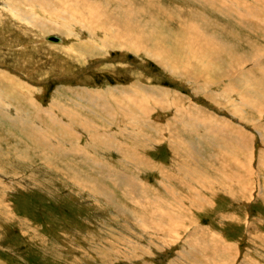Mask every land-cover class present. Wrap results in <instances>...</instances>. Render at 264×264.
<instances>
[{
  "label": "rangeland",
  "instance_id": "1",
  "mask_svg": "<svg viewBox=\"0 0 264 264\" xmlns=\"http://www.w3.org/2000/svg\"><path fill=\"white\" fill-rule=\"evenodd\" d=\"M8 1L9 0H0L1 3L3 2L2 6L4 7L5 5H9ZM99 1H101L102 4L106 2H108L109 4L111 3V6L109 5L107 10L104 11V14L99 11V14H97L98 17H96L94 21L96 23L95 26H99L101 28H111L118 26L117 28L124 30L128 20L126 17L124 18V15L121 13V9L125 11L126 5L123 4L120 6L115 0ZM142 1L145 3L146 7L149 8V10H151L150 6L157 10L161 8L159 12H153V15H155L154 17L162 20V22L167 25V28L170 30L172 29L174 32L177 31L179 33V31H182L181 28L183 26L184 20L186 21L192 16L196 17L204 14L209 19H211L210 26H208V24L204 22L206 25V29H208L207 31L217 34L216 31H218L219 29L215 30V28L219 27L220 29H222V31L219 30L218 32L222 35H217L220 39L222 38V40H225L226 42L232 40V37L227 35L230 34V30L228 28H233V30L235 29L234 42H237L234 43L232 41V43H234L235 48H237L236 50L239 49V51H248L251 48H249V45L251 44L253 46L254 43H256V45L258 44L264 46V0ZM260 2H262V4ZM57 3L58 2H56L55 4ZM226 4H229L233 7H226ZM241 4H243L246 9L252 11V13H257L256 17L260 18L262 16L261 23H263V25L255 19L252 20L253 22L245 23L243 17L238 15V13L236 12V8L238 9V7L236 6H241ZM78 5L79 4H77V6ZM9 7H11V4ZM78 7H80V5ZM81 7L83 8V11H85V7ZM1 9V15L5 17L4 19H2L3 17L1 16V19L5 21V24H1L0 22L3 28L0 29V52L2 53H0V71L4 72L8 70L13 75L12 77L22 80V83H27L31 86H35L36 89L39 88L42 91V97L40 99L41 104L45 105L49 101H51L53 97H56L64 103L72 105L73 100L79 101V97L77 95H80L82 98H84V102L82 103L85 104L86 94H83L82 92L83 90H85V88L104 89L106 87H111L114 89H121L124 92L127 91L128 86L136 85L140 92V95L132 94V96L134 95V102L136 101V103L140 104L143 108L141 112L136 107L135 103L127 98L128 96L126 97L123 94L127 100L129 99L128 103H130L131 101V104H129L128 107H130L131 109L133 107L132 113L135 114L138 120V124H140L137 127L138 132H136L133 130L130 131L129 128H123V126H127L126 124L128 123L127 120L129 116V113L126 110L122 112L124 107L128 108L125 103H123L124 105L122 104L123 109L120 111L117 107L118 105L113 102L111 105L114 109H112L113 111L110 112L111 110L105 111L102 108L101 102L95 103L90 101V107L86 106V108L93 109L95 112H97V114L95 113L90 115L91 119H93L95 122H98L101 128H104L103 126H105L106 128L111 129V123H108L106 118H115L117 120V122H114V127L111 130L109 129L111 140L106 134H103L104 132H101V135L107 139V142L103 141L102 143L98 139L91 137L86 131V128L85 132H82L83 134H75L76 136L72 132H70L68 135L66 134L65 136L59 137L61 139L63 138L62 140L64 143L68 145L70 143L71 145L69 146H74V148H67L66 146H63L62 148L68 149H65L63 153V150H61V153H55V151L49 149L50 146L46 147V149L45 146L42 147L41 144L35 143L37 141H35L33 136V139H31L32 134L30 131L28 133L25 127L29 126V124L23 122V128L26 129L24 130L21 127L20 123L11 121L12 119H7L6 116L5 118L3 114L1 115L0 122H4L3 124L5 126L3 130L0 129V133L2 132L0 134V154H2V156L4 157L3 158L0 155V264H182L179 259V255L185 258V255L187 254L188 255L186 256V258L190 260L189 258L192 255V252L190 251V248L184 246L181 241L175 242L172 245H168L166 246L167 248L164 247L165 249L163 250L159 248H156V250L151 246L148 248L149 250L144 249L143 247L150 245V242H153L155 243V245H157V242L159 240H162L164 237L162 238L161 234H149L151 232L148 229L147 230L149 233H146L145 231L142 232L141 226L145 224L148 225L150 223L149 220H151L150 213H152V209L146 206V197L158 199L155 202H160L161 204L159 203V205L162 206L161 209H163V211H165L167 214L169 212H172V210H170L171 205L173 206L178 198H181L183 195L194 197L193 195H191L193 185L188 183L189 176L184 174L183 168L186 166V164H189L192 161V157L190 156V154H193L192 151L190 152L188 148L189 145L187 143L189 140L193 141L195 138L196 139L194 140V142L201 152V160H199L200 169L203 166V169L201 171L207 173V175H212L213 177L211 176L210 178L212 180H217L221 185L216 184L212 185V187H207V190L205 189L204 192L199 188L200 196L205 197V203L203 205L201 204L200 209L194 210L192 212V209L189 206L187 200L189 197L181 198H185L187 201V206H185L187 213H185L187 223L184 226V231H180L179 233H177L178 237L185 239V237L187 236L186 233H188V231H194V238L197 237L196 239L199 242H202L203 245L205 244L207 246L206 248L202 246L198 248V251L202 256L201 257L199 255L200 261H204L206 255H212V258H214L216 255L214 254L216 252L215 250L217 248L219 249L220 247L226 250H229L230 248L231 252L238 251L237 258L234 257V259L231 261V264H246V260L250 261L253 259L256 260L259 264L264 263V201L258 199V195L256 193L258 192L256 191L257 187L252 189L253 200L251 199L249 202H247L248 192L245 191L246 187L249 186V184L253 185L255 181H261L260 175H258L259 173H255L252 177L250 176L249 171L251 170L252 166L248 161L251 160V162H253L254 165L259 169V171L264 172V154L262 155V153H264V140L261 139V136H257V129L262 131L264 134L262 128L264 127V117L262 118L259 115V113L264 112L257 113L253 109L247 108L245 110L246 113L243 112L244 114L239 113L236 116L231 115L232 111L227 105L231 100H235L234 102L239 101L237 99L238 96H240V94H238L240 90L239 86H234L237 87L236 93H233L227 97L225 96V99L223 100L217 98L216 96H213V98H211L209 97L210 95H207L206 92H204L208 89L204 87L201 88V85L196 83L197 81L194 82L191 77L189 79V74L191 73L192 68H189L187 66L182 68V70L179 68H173L170 67V65L159 63L153 56L147 54L144 51H140L138 54H134L132 51H130L129 48L127 50L123 48L122 50L115 51L117 49L116 46L113 49L107 48L103 51H94V49H90L89 51H85V54H83V56H81L76 61V59L73 60L72 58H70L71 56L69 55H67L68 57L65 56L66 53L64 55L61 51L62 47H53L57 45L56 42L58 41V39L54 36H49L47 38V41L45 40L46 44H40L33 41L30 38V31L28 32L29 36H26L27 38L23 37L20 32L15 30L14 27L17 23V19L15 20V18H12L16 15L8 12L6 10L8 8H3L2 10ZM15 9L21 11V8L18 9L17 6L15 7ZM58 9L59 6L57 10ZM115 9H118V11ZM154 9L151 11H154ZM158 13L160 15H158ZM185 13L187 17L184 15ZM180 15L181 18L183 17L182 19L180 18ZM8 18H10V22ZM58 18L60 19V16ZM224 20H226L225 23ZM180 23L181 25H179ZM255 23H257V25ZM224 25H227V27H225ZM257 26L261 29L253 28ZM74 28H76V33L79 32V40L87 39L91 32L88 29L83 28V26L81 27L79 25L74 26ZM96 30L99 29L97 28ZM135 31L130 30L129 32H133L134 34L136 33ZM52 32H55L53 33L54 35H57L59 33L58 31ZM103 36L104 35L102 32H95V38H102ZM75 38L76 37L74 36L73 38H69L68 36L67 38L65 37L63 39L62 46H64L65 44H69V42L71 41H75ZM111 44L112 46L115 45V43ZM241 44L245 47H243ZM23 46L25 47L23 48ZM19 48L21 49L19 50ZM52 48H55L57 50L54 51L52 50ZM86 49L88 48H85V50ZM16 51L21 52L20 55H18ZM10 62L12 65H10ZM244 67L238 69V71H235V73L233 72L234 75L232 73H228L226 76H230L229 78L224 80L226 82H223L222 80L221 82H219L220 84L209 85L210 89L208 91L215 92V94L219 92L223 95V93L221 92H223L224 87L228 85L231 80H236V75L246 69H256V67L251 63L249 65H245ZM194 71L197 72V69ZM178 72H182V76H180ZM14 73H16L17 75H15ZM186 73L187 75L185 77ZM197 88L199 89L197 90ZM241 89L244 90V88ZM198 91L203 92L201 93ZM175 92H177L176 97H179L180 95L181 103L183 102L182 104H180V107L182 110L184 109V116L182 115V117H185L184 120H190V116L188 115L191 114L196 115L199 121H201L203 118L209 120L211 116H214L213 118H216L220 123H225V121L227 120L233 126H241V131L249 130L247 132L251 135L252 142H250L248 147L239 150L238 158H235L236 160L234 162H232L230 158H223V161H221L220 159H218V156H221L222 153L219 152V148L215 147L210 140L206 139V141L201 144V146L203 147H200L196 141L199 140L202 142L203 139L199 135V137L192 136V138L189 134L190 132L187 130H184V133L180 132L179 134L178 131L176 133L174 131V127L176 125V119H179V117L175 114L172 107H162L160 102L163 98V93H166L167 96H173ZM106 94L107 91L103 90L102 99L104 104L106 103ZM116 96L119 97L120 94L117 93ZM152 97L158 99L159 103H157V106L155 101L156 99L154 100ZM9 98L8 100L10 101ZM182 105H185V107H183ZM194 106H196L197 109L194 108ZM20 107L22 108L23 105H20ZM104 107L106 109L107 106ZM145 107L149 108V110L151 109L148 115L145 113V110H147ZM28 108V106L26 107V109L23 107L22 110H26L27 112ZM216 108H218L219 111ZM34 112L35 111L31 112V115L29 114L30 119H36V116H39L41 118L40 115ZM109 112L112 116L107 115V113L109 114ZM83 115L85 116V109ZM226 116L227 119L225 120ZM243 116L245 120H258L259 124L254 126L248 124V122L244 121V119V122L239 121L238 118H243ZM120 118L122 119L121 121L119 120ZM154 119H156V122H153ZM150 124L153 126H151ZM14 126L16 128H14ZM19 127H21V130L19 129ZM51 127L54 129H52L53 133L57 131L54 126ZM197 127L199 128L195 131L201 132L204 135L207 133L204 122H200V126ZM119 128H121V130ZM127 129L129 130L127 131ZM237 129L240 128L238 127ZM7 130H10L20 138L22 137L21 140H23L27 146L22 143V141H20L15 135H10L11 133H9ZM120 131L124 132L122 133ZM112 132H115L114 134L117 136H112ZM26 133L28 136H26ZM22 134L24 135L22 136ZM164 134L166 135L164 136ZM183 134L184 144L179 142L178 145L177 140L182 138ZM171 135L173 137H170ZM88 136L90 137V139ZM128 137L130 139H128ZM247 138L249 139V137ZM139 139H142V141H140ZM94 142L97 144H95ZM105 144H107V146ZM137 144L141 146H137ZM21 145H23V147ZM109 145L113 147L111 148L112 150H108V148L110 147ZM33 146H37V148L39 149L37 150V148L35 149ZM8 147L10 148V150ZM15 148L16 150H14ZM210 148L212 149V151H210ZM39 150L43 153H41ZM49 150L51 152H49ZM82 151L83 153H81ZM52 152L54 155L52 154ZM126 152L127 154H125ZM212 152L213 154H209ZM222 152H225V150ZM31 153L34 155H32ZM131 153L133 155H131ZM46 154H48V157L54 160L52 161V159L49 158L50 161L54 164V167L48 168V166L45 164L47 158H45L44 155ZM253 155L255 156L254 159ZM259 155H262L261 161H259L256 157ZM21 156H25L26 158L28 156L29 157L27 160H23ZM41 157L43 158V160ZM241 157L244 158H242L243 162L241 160ZM136 158L138 161L137 163ZM69 161H72L73 163ZM33 162H35L36 164H34ZM42 164L46 166H42ZM73 166L78 170L72 168ZM211 168L214 169L211 170ZM217 169L219 172L217 171ZM81 170H84L83 172L85 174L87 173L89 177L91 176L98 181L101 180L100 182H103L104 185L112 190V192L115 194V197L118 198V202L120 203V205H122L121 207L126 211V213H122L121 210H119L120 208L116 207L114 205V202L109 200L111 198L109 196H105L101 190L98 189V192L91 191V188L85 183L82 184L85 187L80 186L79 183L73 178L72 173L77 176L78 174L76 173L81 172ZM66 171L68 173H66ZM223 173H225V176H223ZM80 175H78V177L81 180L82 175ZM63 181L65 183H63ZM183 181H185V183ZM168 182L172 186V189H170V191H165L168 188ZM187 184L189 188L186 187ZM174 190H176V192H173ZM179 190L181 193H179ZM131 193L134 194L132 195ZM106 197H108L109 199ZM194 199L197 200L196 198ZM189 200H193V198H190ZM176 211L184 212V209L181 210V208H177ZM161 218L163 219L162 216ZM169 218L171 217L165 218L164 221L170 222ZM188 220L191 222L190 224ZM193 220H196V223L193 222ZM257 236H259L261 244L263 243L262 245L258 243ZM194 238L192 240V247L195 243ZM164 244L165 242L162 243V245ZM135 247L137 249H135ZM210 247L211 250L209 249ZM203 248H205V251H203ZM203 254H205V256H203ZM218 261L220 262L219 259ZM190 263L191 262L185 264ZM204 263H206V261Z\"/></svg>",
  "mask_w": 264,
  "mask_h": 264
},
{
  "label": "bare ground",
  "instance_id": "2",
  "mask_svg": "<svg viewBox=\"0 0 264 264\" xmlns=\"http://www.w3.org/2000/svg\"><path fill=\"white\" fill-rule=\"evenodd\" d=\"M120 6L125 4L126 5V9L125 11L123 9H121V13L124 15V18L126 17L128 22L127 25L125 26L124 30H121L117 27H111V28H101L99 26H95V18L98 17L97 14H99V11L101 13L104 14V11L107 10V8L109 7L108 2L102 4L101 1L99 0H9V5H3V2L1 3V7L2 8H8L6 9L8 12L12 13L13 16L12 19L15 18V20L17 21L14 22L15 24V30L20 32L21 35L23 37L29 36L28 32L30 31L31 34V39L37 43H45V40L47 41V38L49 36H54L58 39V41L56 42L57 45L53 46L55 48L57 47H62L61 51L62 53L67 56H71L70 58H72L73 60L76 59V61L83 56V54H85V51H89L90 49H94V51H103L107 48L109 49H113L115 46L117 47V50H122L124 49H130V51H132L134 54H138L140 51H144L147 54H150L151 56H153L159 63H164L167 65H170V67L173 68H179L182 70V68H184L185 66L192 68L191 69V73L189 74V79L190 77L192 78V80L197 81L196 83L200 84L201 88H206V89H210L209 85L211 84H220L219 82H221L223 80V82L225 79L229 78V76L227 77L226 75L228 73H232L234 75L235 71L237 72L238 69L243 68L245 65H249L250 63L252 65H254L256 67L255 70H250V69H246L242 72H238L239 74L236 75V80H231L230 83L228 85H226L223 89V95L220 94L219 92L217 94H215V92H211V91H203L206 92L207 95H210L209 97L213 98V96H216L219 99H225V96H230L233 93H236V89L237 87L234 86H239L240 90L239 93L240 96H238V100L237 102H234L233 100H231L230 98V102L228 103L227 106H229V109L232 111L231 115L232 116H236L239 113H246V109H253L254 111L258 112H264V46L261 45H256V43L253 44V46L250 44L249 45V50L248 51H243V50H236L237 48H235L234 43V37H235V29L233 30V28H228L230 30V34H227L228 36L232 37V40L230 38L231 41L226 42L225 40H222V38L220 39L218 37V35H222L221 33H219L218 31L222 29H220L219 27L215 28V30L219 29L216 33L213 32H208L206 29V24H208V26H210V21L211 19H209L207 16L200 15V16H192L190 18H188L186 21L184 20L183 22V26H182V31H179V33L176 31L174 32L172 29H168L167 25L165 23L162 22V20H159L157 17H154L155 15H153V12H159V10L161 9H154L153 7L150 8L151 10L154 9V11L149 10V8L146 7L145 3L142 0H115ZM146 1V0H145ZM150 1V0H149ZM232 1V0H231ZM261 1V0H260ZM56 2H58L57 4H55ZM151 2V1H150ZM239 2V1H238ZM148 3V2H147ZM236 3V2H235ZM246 3V2H245ZM262 4V2H260ZM11 4V7H9ZM77 4L83 7H85V11H83V8L81 9L80 7L77 6ZM149 4V3H148ZM235 5V4H234ZM17 6V8H21V11L16 10L15 7ZM21 6V7H20ZM59 6V9L57 10ZM111 6V5H110ZM159 6V5H158ZM226 7L232 8L233 6H230L229 4L225 5ZM263 6V5H260ZM236 7H238V9L236 8V12L238 13V15H240L241 17H243V20L245 23L248 22H253L252 20H256L258 22H262V16L260 18L256 17L257 13H252V11H250L249 9H246L243 4L237 5ZM254 7V6H252ZM1 9V10H2ZM39 9V10H38ZM222 9V8H221ZM255 9V8H253ZM11 10V11H9ZM39 12H38V11ZM118 11V9H115ZM232 10V9H231ZM111 11V10H110ZM120 11V10H119ZM178 11V10H177ZM256 11V10H255ZM258 11V9H257ZM85 12V14H84ZM173 12V11H172ZM171 12V13H172ZM201 12V11H198ZM181 13V12H180ZM196 13V12H195ZM226 13V12H225ZM175 14V13H174ZM179 14V13H178ZM4 15V14H3ZM101 15V14H100ZM158 15H160L158 13ZM157 15V16H158ZM166 15V14H165ZM173 15V14H172ZM182 15V14H181ZM180 15V18H181ZM186 16V13L184 14ZM193 15V13H192ZM195 15V14H194ZM197 15V14H196ZM1 12H0V22L1 24H5V21H3L2 19H4L5 17L2 16L3 18L1 19ZM12 16V15H11ZM60 16V19L58 18ZM7 17V16H6ZM10 17V16H9ZM174 17V16H172ZM187 17V16H186ZM204 17V18H203ZM264 17V16H263ZM100 18V17H99ZM179 18V19H180ZM183 18V17H182ZM181 18V19H182ZM10 18H8L9 20ZM102 19V18H101ZM171 19V18H170ZM186 19V18H185ZM221 19V18H220ZM225 19V18H224ZM233 19V18H232ZM214 20V19H213ZM216 20V19H215ZM11 20H9L10 22ZM13 21V20H12ZM167 21V20H166ZM181 21V20H180ZM226 20H224L225 23ZM8 22V21H7ZM168 22V21H167ZM171 22V21H170ZM173 22V21H172ZM205 22V23H204ZM236 22V21H235ZM264 22V20H263ZM176 23V22H175ZM182 23V22H181ZM181 23L179 25H181ZM212 23V22H211ZM0 24V26H1ZM169 24V23H168ZM239 24V23H238ZM257 25V23H255ZM263 25V23H261ZM12 25V24H10ZM79 25V26H83V28L88 29L90 32L89 36L87 37V39H81L79 40V36L78 33H76V28H74V26ZM241 25V24H240ZM261 25V26H262ZM214 26V25H213ZM225 26V25H224ZM232 26V25H231ZM239 26V25H238ZM243 26V25H242ZM253 26V25H252ZM109 27V26H108ZM227 27V25L225 26ZM224 27V28H225ZM99 30H96V29ZM222 28V27H221ZM253 28H260V27H253ZM264 28V27H263ZM0 29H3L2 26L0 27ZM136 29V31H135ZM252 29V27H251ZM256 29V30H257ZM261 29V28H260ZM8 30V29H7ZM135 31L136 33L133 34V32H129V31ZM10 31V30H9ZM52 31H58L59 33L57 35H54ZM263 31V30H262ZM2 32V30H1ZM38 32V33H37ZM95 32H102L103 33V37L102 38H95ZM232 32V33H231ZM81 33V32H80ZM226 33V32H225ZM100 34V33H99ZM238 34V33H237ZM82 35V34H81ZM242 35V34H240ZM67 36L70 38L73 36L76 37L75 41H71L69 42V44H65L64 46H62V42L63 39ZM226 36V35H225ZM224 36V37H225ZM239 36V35H238ZM245 37V36H244ZM263 37V36H262ZM27 38V37H26ZM228 38V37H227ZM249 38V36H248ZM247 38V39H248ZM226 39V38H225ZM243 39V38H241ZM4 40V39H3ZM43 40V41H42ZM229 40V39H227ZM245 40V39H244ZM232 41L234 43H232ZM242 41V40H241ZM16 42V41H15ZM23 42V41H22ZM20 42V43H22ZM244 42V41H243ZM4 43V42H3ZM11 43V42H10ZM111 43H115L114 46H112ZM239 43V42H238ZM237 43V44H238ZM248 43V42H247ZM260 43V42H259ZM7 44V43H6ZM19 44V43H17ZM15 44V45H17ZM29 44V43H28ZM33 44V43H32ZM21 45V44H20ZM25 45V44H24ZM242 45V44H241ZM240 45V46H241ZM4 46V45H3ZM9 46V44H8ZM5 46V47H8ZM34 46V45H33ZM32 46V47H33ZM88 46V47H87ZM243 46V45H242ZM4 47V48H5ZM12 47V46H11ZM25 46H23L24 48ZM27 47V46H26ZM245 47V46H243ZM17 48V47H16ZM22 48V47H21ZM19 48V50L21 49ZM55 48H52V50H57ZM85 48H88L85 50ZM252 49V50H251ZM254 49V50H253ZM15 50V49H14ZM33 50V49H32ZM251 50V51H250ZM18 55H20L21 52L16 51ZM1 53V52H0ZM36 53V52H35ZM2 54V53H1ZM91 56V55H90ZM226 56V57H225ZM68 57V56H67ZM93 57V56H92ZM100 58V57H99ZM70 61V60H69ZM90 61V60H89ZM3 62V61H2ZM15 62V61H14ZM13 62V63H14ZM84 63V62H83ZM10 65L11 62H10ZM248 67V66H247ZM246 67V68H247ZM253 67V66H251ZM22 68V67H21ZM172 68V69H173ZM245 68V67H244ZM250 68V67H249ZM1 69V68H0ZM13 69V68H12ZM197 69V72L194 70ZM20 70V69H19ZM24 70V69H23ZM174 70V69H173ZM4 71V70H3ZM22 71V70H21ZM102 71V70H101ZM108 71V70H107ZM176 71V70H174ZM184 71V70H183ZM177 72V71H176ZM234 72V73H233ZM180 74V76H182V72H178ZM15 75H17L16 73H14ZM22 74V73H21ZM187 73L185 74L186 77ZM13 75L7 70L4 72L0 71V117L3 114L4 117L6 116L7 119H12L11 121H15L21 124V127L23 128V122L29 124V126H25L28 133L29 131L31 132V139H35V143H39L43 146L49 147V149H52L53 151H55V153H62L66 150H68L67 148L71 147L74 148V146H69L71 145L69 143L66 144L63 142V138H59L60 136H65L66 134L68 135L70 132H72L74 135L75 134H80L82 132H85V128L86 131L89 133V135L95 139H98L100 142L103 143V141H106L107 139L101 135V132H104L103 134H106L109 138H110V134H109V129L106 128L105 126H103L104 128H101L98 124V122H95L93 119H91V115L90 114H97V112H95L93 109H89L86 108V106L90 105V101L91 102H101L102 103V108L105 111L111 110L110 112H112L114 109L112 107V103H116L119 108V110L121 111L122 108V104L125 103L127 105V107L129 106V104H131V101L134 102V95L139 94L140 92L137 88V86H128L127 91H122L121 89H114L111 87H106V88H85V90H83V94H86L85 96V104L82 103L84 102V98H82L80 95H77L79 97V101L73 100V104L69 105L64 103L63 101L59 100L56 97H53L51 101H49L47 104L43 105L40 102V99L42 97V91L39 88H35V86H31L27 83H22V80L17 79L12 77ZM226 77V78H225ZM234 78V77H233ZM22 79V78H21ZM229 80V79H228ZM216 87V86H215ZM35 88V89H34ZM200 88V89H201ZM241 88H244V90H242ZM199 88H197L198 90ZM212 89V88H211ZM214 89V88H213ZM216 89V88H215ZM103 90L107 91L106 94V103H103ZM202 91V92H203ZM167 92V91H166ZM201 92V91H198ZM201 92V93H202ZM120 94L119 97L116 96V94ZM36 94V95H35ZM79 94V93H78ZM127 98H129L131 101L130 103H128V100L125 98V96ZM132 94H134L132 96ZM175 94V95H174ZM173 94V96H167L166 93H163V98L161 99V105L162 107H172L174 109L175 114L179 117V119H176V125L174 127V131L180 134V132L184 133L186 130L189 131L190 136H200L203 141H196L198 143V145L200 147L201 144H203V142L207 140H210L213 145L215 147L219 148V152H221V156H218L221 161H223V158H230V160L232 162H234L237 158H238V153L239 150H242L245 147H248V145L250 144V142H252V137L251 135L247 132V131H241V126H238L240 129H237L238 127L231 125V123L229 121H227V116L225 117V123H220L219 121H217L216 118H213L212 116L208 119L203 118L201 121H199L198 117L196 115H188L190 116V120H184L185 117H182L183 115V110L180 107L181 103V98L180 95L179 97H176L177 92H175ZM44 95V94H43ZM201 95V94H200ZM7 96V97H6ZM10 98H9V97ZM236 96V95H235ZM140 97V96H139ZM8 98L10 99V101L8 100ZM87 98V99H86ZM141 98V97H140ZM154 100L156 98L152 97ZM143 99V98H142ZM203 99V98H202ZM205 99V98H204ZM216 99V98H215ZM221 100V101H222ZM156 101V106L158 102V99L155 100ZM11 102V104H10ZM225 102V100H224ZM15 103V105H14ZM17 103V105H16ZM136 107L142 112V108L140 104H137L136 101L134 102ZM20 105H23V107L26 109V107L28 106V110L26 112L22 110V108L20 107ZM124 105V104H123ZM104 106H107L106 109ZM152 106V105H151ZM159 106V104H158ZM183 106V105H182ZM220 106V105H219ZM20 109H19V108ZM90 107V106H89ZM147 107V106H146ZM145 107V108H146ZM185 107V105L183 106ZM182 107V108H183ZM189 107V106H188ZM154 108V107H153ZM187 108V107H186ZM185 108V109H186ZM194 108H196V106H194ZM85 109V116L83 115ZM133 109V107H132ZM132 109L130 107L126 108L124 107V109L122 110V112L124 110H126L129 113L128 116V123L126 124L127 126H123V128H129L130 131H136L138 125V120L137 117L135 116L134 113H132ZM136 109V108H135ZM147 110H145V113L148 115V113L150 112L149 108H146ZM197 109V108H196ZM218 110V108H216ZM81 110V111H79ZM144 110V109H143ZM164 110V109H163ZM170 110V109H168ZM224 110V109H223ZM35 111L34 113L38 114L41 116V118L39 116H36V119H30L29 114L31 115V112ZM125 111V112H126ZM137 111V110H136ZM160 111V110H159ZM195 111V110H194ZM219 111V110H218ZM222 111V110H221ZM220 111V112H221ZM109 112V114L107 113V115H111V113ZM165 112V111H164ZM189 112V111H188ZM230 112V111H229ZM238 112V113H236ZM244 112V113H243ZM159 113V112H158ZM163 113V112H161ZM213 113V112H212ZM215 113V112H214ZM35 114V115H36ZM144 114V112H143ZM160 114V113H159ZM168 114V113H167ZM209 114V113H208ZM33 115V114H32ZM34 115V116H35ZM128 115V114H127ZM210 115V114H209ZM212 115V114H211ZM230 115V114H229ZM241 115V114H240ZM239 115V116H240ZM259 115L263 118L264 117V113H259ZM112 116V115H111ZM115 116V115H114ZM122 116V115H121ZM120 116V117H121ZM175 116V115H174ZM184 116V115H183ZM187 116V115H186ZM5 117V118H6ZM144 117V116H143ZM146 117V115H145ZM152 117V115H151ZM161 117V116H160ZM205 117V116H204ZM216 117V116H215ZM238 117V116H237ZM3 118V119H5ZM43 118V119H42ZM122 118V117H121ZM119 119L120 121L122 119ZM150 118V117H149ZM208 118V117H207ZM224 118V117H222ZM252 118V117H251ZM256 118V117H255ZM1 119V118H0ZM143 119V118H141ZM146 119V118H145ZM151 119V118H150ZM175 119V118H174ZM243 118H238L239 121H246L248 122V124L254 125L256 126L257 124H259L258 120L255 119H249V120H245L243 121ZM106 120L108 121V123H111V129L114 127V122H117V120L114 118H106ZM126 120V119H125ZM148 120V119H147ZM156 119H154L153 122ZM219 120V119H218ZM260 120V118H259ZM141 121V120H140ZM143 121V120H142ZM152 121V120H151ZM159 121V120H158ZM191 121V122H189ZM221 121V120H220ZM231 121V120H230ZM14 122V123H15ZM152 122V123H153ZM200 122H204L205 127L207 129V133L204 135L201 132L195 131L197 130L200 126ZM222 122V121H221ZM224 122V121H223ZM4 123V122H3ZM2 123V121L0 122V129H4V124ZM10 123V122H9ZM13 123V124H14ZM147 123V122H146ZM170 123V122H169ZM233 123V121H232ZM7 124V123H6ZM12 124V127H13ZM101 124V123H100ZM107 124V123H106ZM9 125V124H8ZM11 125V124H10ZM151 125V124H150ZM168 125V124H167ZM203 125V124H202ZM201 125V127H202ZM243 125V124H242ZM246 125V124H245ZM51 126H54L57 131L53 133V128ZM102 126V125H101ZM121 126V125H120ZM147 126V124H146ZM153 126V125H151ZM8 127V126H7ZM19 127V129L21 128ZM108 127V126H107ZM156 127V126H154ZM161 127V126H160ZM159 127V128H160ZM181 127V128H180ZM200 127V128H201ZM244 127V126H243ZM246 127V126H245ZM14 128H16L14 126ZM118 128V127H117ZM146 128V127H145ZM173 128V127H172ZM254 128V127H253ZM263 131H264V127ZM7 129V128H6ZM13 129V128H12ZM24 129V128H23ZM24 129V130H26ZM53 129V130H52ZM110 129V130H111ZM115 129V128H114ZM121 130V128H119ZM127 129V131L129 130ZM147 129V128H146ZM162 129V128H161ZM11 130V129H10ZM10 130H7L9 133H11L10 135H15L13 132H11ZM21 130V129H20ZM140 130V129H139ZM159 130V129H157ZM165 130V129H164ZM185 130V131H184ZM262 130V129H261ZM18 131V130H17ZM145 131V130H143ZM163 131V130H162ZM168 131V130H167ZM200 131V130H199ZM252 131V130H251ZM257 136H261L264 140V134L262 131L258 130ZM25 132V131H24ZM61 132V133H58ZM117 132V130H116ZM120 132H124V131H120ZM141 132V131H140ZM139 132V133H140ZM170 132V131H169ZM174 132V133H175ZM2 133V132H1ZM0 133V134H1ZM8 133V134H9ZM17 133V132H16ZM23 133V132H22ZM71 133V134H72ZM115 133V132H114ZM112 132V136L115 135ZM128 133V132H127ZM131 133V132H130ZM143 133V132H142ZM83 134V133H82ZM85 134V133H84ZM136 134V133H135ZM134 134V135H135ZM160 134V133H159ZM188 134V132H187ZM254 134V133H253ZM24 134H22L23 136ZM119 135V134H118ZM123 135V134H122ZM121 135V136H122ZM140 135V134H139ZM166 134H164L165 136ZM20 141H22V143H24L23 140H21L20 137H18L17 135H15ZM26 136L27 133H26ZM33 136V138H32ZM76 136V135H75ZM73 136V137H75ZM117 135H115L116 137ZM136 136V135H135ZM145 136V135H144ZM147 136V134H146ZM188 136V135H187ZM186 136V137H187ZM198 136V137H199ZM69 137V136H68ZM89 137V136H88ZM162 137V136H161ZM170 137H173L172 135ZM177 137V136H176ZM249 137V139L247 138ZM1 138V137H0ZM79 138V137H78ZM123 138V137H122ZM136 138V137H135ZM175 138V137H174ZM184 138V134L183 137L180 138L178 141V145L179 142L184 144L183 141ZM193 138V137H192ZM191 138V139H192ZM74 139V138H73ZM90 139V137H89ZM128 139H130L128 137ZM138 139V138H137ZM143 139V138H142ZM142 139L140 141H142ZM147 139V138H146ZM196 139V138H195ZM194 139V140H195ZM7 140V139H6ZM12 140V139H11ZM29 140V138H28ZM65 140V139H64ZM68 140V139H67ZM79 140V139H78ZM94 140V139H93ZM111 140V138H110ZM127 140V139H126ZM133 140V139H132ZM136 140V139H135ZM134 140V141H135ZM148 140V139H147ZM146 140V141H147ZM153 140V139H151ZM160 140V139H159ZM163 140V138H162ZM172 140V139H170ZM169 140V141H170ZM194 140L192 141H188V145H189V150L190 152L192 151V154H190V156L192 157V161L189 164H186V166L183 168L184 170V174L189 176V180L188 183L193 185L192 188V192L191 195H193L194 197H189V196H182V197H189L188 200V204L191 207V212L197 209L201 208V204L203 205L205 203L204 199L205 197L200 196L199 193V188L204 192V190L207 187H212V185H221L217 180H212L210 177L212 175H207V173L202 172L201 170L203 169L201 167H199L200 163L199 160H201V152L199 151V149L197 148V145L195 144ZM19 141V142H20ZM32 141V140H31ZM66 141V140H65ZM74 141V140H73ZM120 141V140H119ZM128 141V140H127ZM175 141V140H174ZM187 141V140H186ZM217 143H215V142ZM18 142V143H19ZM107 142V141H106ZM124 142V141H123ZM137 142V141H136ZM156 142V141H155ZM159 142V141H158ZM261 142V141H260ZM5 143V142H4ZM9 143V142H7ZM64 143V144H63ZM91 143V142H90ZM95 143V142H94ZM129 143V142H128ZM133 143V142H132ZM141 143V142H140ZM170 143V142H169ZM3 144V143H2ZM25 144V143H24ZM31 144V143H30ZM33 144V143H32ZM97 144V143H95ZM121 144V143H120ZM156 144V143H155ZM263 144V143H262ZM16 145V144H15ZM26 145V144H25ZM35 145V144H34ZM94 145V144H93ZM107 146V144H105ZM139 144H137L138 146ZM173 145V144H172ZM186 145V146H188ZM206 145V144H205ZM261 145V144H260ZM23 147V145H21ZM27 146V145H26ZM40 146V145H39ZM63 146H66L67 148H62ZM110 147L108 148L111 149L113 147H111V145H109ZM124 146V145H122ZM141 146V145H139ZM176 146V145H175ZM174 146V148H175ZM213 146V147H214ZM14 147V146H13ZM16 147V146H15ZM29 147V146H28ZM34 147V146H33ZM92 147V146H91ZM181 147V146H179ZM207 147V146H205ZM214 147V148H215ZM9 148V147H8ZM12 148V147H11ZM35 149L37 148L34 147ZM80 148V147H79ZM116 148V145H115ZM130 148V147H128ZM138 148V147H137ZM142 148V147H141ZM3 149V148H1ZM20 149V148H19ZM31 149V148H30ZM39 148H37L38 150ZM47 149V148H46ZM94 149V148H93ZM124 149V148H122ZM144 149V148H143ZM171 149V147H170ZM177 149V147H176ZM211 149V148H210ZM10 150V148H9ZM13 150V149H12ZM16 150V148L14 149ZM23 150V149H22ZM33 150V149H32ZM43 150V149H42ZM85 150V149H84ZM112 150V149H111ZM127 150V149H126ZM133 150V149H132ZM136 150V149H135ZM181 150V149H179ZM207 150V149H206ZM216 150V149H215ZM218 150V149H217ZM225 152H222L224 151ZM256 150V149H255ZM34 151V150H33ZM40 151V150H39ZM90 151V149H89ZM199 151V152H198ZM212 151V149L210 150ZM1 152V151H0ZM3 152V150H2ZM9 152V151H8ZM12 152V151H11ZM41 152V151H40ZM49 152H51L49 150ZM85 152V151H84ZM135 152H139V151H135ZM134 152V153H135ZM20 153V152H19ZM35 153V152H34ZM39 153V152H38ZM43 153V152H41ZM80 153V151H79ZM83 153V151L81 152ZM86 153V152H85ZM122 153V152H121ZM141 153V152H140ZM175 153V151H174ZM180 153V152H179ZM205 153V152H203ZM260 153V152H258ZM262 153V152H261ZM22 154V153H21ZM25 154V152H24ZM32 154V153H31ZM40 154V153H39ZM45 154V153H44ZM53 154V152H52ZM120 154V153H119ZM127 154V152L125 153ZM138 154V153H137ZM181 154V153H180ZM209 154H213L209 153ZM264 153H262L263 155ZM2 156V154H0ZM28 155V154H27ZM34 155V154H32ZM47 155V156H46ZM44 155L46 159V163H45L48 168L49 167H54V164L50 161V157H48V154ZM54 155V154H53ZM57 155V154H56ZM61 155V154H60ZM88 155V154H87ZM121 155V154H120ZM131 155H133L131 153ZM176 155V154H175ZM174 155V157H175ZM187 155V154H186ZM189 155V154H188ZM203 155V154H202ZM262 155L256 156L258 158L259 161H261L262 159ZM92 156V155H91ZM184 156V155H183ZM3 157V156H2ZM29 157V156H28ZM28 157L26 158L25 156H21V158H23V160H27ZM52 157V156H51ZM129 157V156H128ZM139 157V156H138ZM137 157V158H138ZM172 157V156H171ZM188 157V156H187ZM264 157V156H263ZM4 158V157H3ZM32 158V157H31ZM42 158V157H41ZM50 158V159H49ZM65 158V157H64ZM85 158V157H84ZM130 158V157H129ZM136 158V163L138 162ZM180 158V157H179ZM178 158V159H179ZM216 158V157H215ZM236 158V159H235ZM243 157H241L242 160ZM251 158V157H250ZM255 158V156L253 155V159ZM256 158V159H257ZM8 159V158H7ZM34 159V158H33ZM56 159V158H55ZM61 159V158H60ZM83 159V158H82ZM94 159V158H93ZM140 159V158H139ZM181 159V158H180ZM179 159V160H180ZM210 159V158H209ZM217 159V158H216ZM224 159V160H225ZM244 159V158H243ZM6 160V159H5ZM43 160V158H42ZM64 160V159H63ZM71 160V159H70ZM100 160V159H99ZM144 160V159H143ZM183 160V159H182ZM185 160V159H184ZM264 160V158H263ZM29 161V160H28ZM52 161H54L52 159ZM58 161V160H57ZM95 161V160H94ZM189 161V160H188ZM218 161V160H216ZM36 162V161H35ZM35 162H33L34 164H36ZM39 162V161H38ZM71 163H73L72 161H69ZM89 162V160H88ZM91 162V161H90ZM180 162V161H179ZM214 162V161H213ZM243 162V160H242ZM248 162H250L252 168L249 171L250 176L252 177L255 173H259L258 175H260V179L261 181H258L252 184H249V186L246 187V192H248V200L247 202H249L252 199V194L253 188H256V192L258 195V199H261L264 201V172L259 171V169L254 165L253 162H251V160H249ZM70 163V164H71ZM202 163V162H201ZM222 163V162H221ZM258 163V162H257ZM30 164V163H29ZM32 164V163H31ZM56 164V163H55ZM61 164V163H60ZM68 164V163H67ZM66 164V165H67ZM203 164V163H202ZM210 164V163H209ZM240 164V163H239ZM1 165V164H0ZM41 165V164H38ZM44 164H42V166H46ZM97 165V164H95ZM141 165V164H140ZM212 165V163H211ZM224 165V164H223ZM226 165V164H225ZM238 165V164H237ZM30 166V165H29ZM34 166V165H33ZM64 166V165H63ZM69 166V165H68ZM75 166V165H74ZM72 167L74 169H77V165L76 167ZM263 166V165H262ZM36 167V166H35ZM40 167V166H39ZM61 167V166H60ZM98 167V166H97ZM134 167V166H133ZM144 167V166H143ZM212 167V166H211ZM70 168V167H69ZM100 168V167H99ZM110 168V167H109ZM108 168V169H109ZM135 168V167H134ZM173 168V167H172ZM54 169V168H53ZM64 169V167H63ZM83 169V168H82ZM103 169V168H102ZM136 169V168H135ZM142 169V168H141ZM146 169V168H145ZM214 168H211V170ZM227 169V168H226ZM246 169V168H245ZM263 169V168H262ZM67 170V169H66ZM70 170V169H69ZM78 170V169H77ZM80 170V169H79ZM105 170V168H104ZM154 170V169H152ZM182 170V171H183ZM206 170V168H205ZM231 170V169H230ZM72 171V169H71ZM84 171V170H83ZM81 170V172H78L76 174L78 175H82V179L80 180L78 175L76 176L74 173L70 172L73 174V178L79 183L80 186L85 187L84 185H82L83 183L87 184V186H89L91 189V191H96L98 192V189L102 191V193L105 196H109L112 202H114V205L118 208H120L119 210H121L122 213H126V211L121 207L122 205H120V203L118 202V198L115 197V194L112 192V190H110L106 185L103 184V182H100L94 178H92L91 176L89 177L87 175V173L85 174ZM218 171V169H217ZM227 171V170H226ZM235 171V170H234ZM259 171V172H258ZM64 172V171H63ZM77 172V171H76ZM144 172V171H143ZM173 172V171H172ZM207 172V171H206ZM210 172V171H208ZM212 172V171H211ZM215 172V171H214ZM219 172V171H218ZM223 172V171H220ZM66 173H68L66 171ZM92 173V172H91ZM118 173V171H117ZM90 174V173H89ZM166 174V173H164ZM213 174V173H212ZM219 174V173H217ZM216 174V175H217ZM225 176V173H223ZM232 174V173H231ZM239 174V173H238ZM80 175V176H81ZM248 175V174H247ZM98 176V175H97ZM100 176V175H99ZM165 176V175H164ZM193 176V177H192ZM219 176V175H218ZM213 177V176H212ZM228 177V175H227ZM164 178V177H163ZM79 179V180H78ZM246 179V178H245ZM250 179V178H249ZM169 180V179H168ZM185 180V179H184ZM167 181V178H166ZM177 181V180H176ZM173 182V181H172ZM178 182V181H177ZM176 182V183H177ZM185 183V181H183ZM63 183H65L63 181ZM77 183V184H78ZM175 183V185H176ZM64 185V184H63ZM140 185V184H139ZM79 186V187H80ZM180 186V185H179ZM82 187V188H83ZM187 188L188 184L186 185ZM230 187V186H229ZM176 188V186H175ZM174 188V189H175ZM178 188V187H177ZM181 188V187H180ZM226 188V187H225ZM224 188V191H225ZM170 189H172V186L169 184L168 182V188L165 191H170ZM217 189V188H216ZM223 189V188H222ZM177 190V189H176ZM176 190H174L173 192H176ZM207 190V189H206ZM211 190V189H210ZM214 190V189H213ZM228 190V189H227ZM131 191V190H130ZM142 191V190H141ZM187 191V190H186ZM219 191V190H218ZM126 192V191H125ZM137 192V191H136ZM172 192V191H171ZM190 192V191H189ZM206 192V191H205ZM178 193V192H177ZM179 193L180 190H179ZM193 193V194H192ZM213 193V192H212ZM211 193V194H212ZM222 193V192H221ZM94 194V193H93ZM97 194V193H96ZM99 194V193H98ZM132 194V193H131ZM134 194V193H133ZM132 194V195H133ZM174 194V193H173ZM202 194V193H201ZM125 195V194H124ZM123 195V196H124ZM213 195V194H212ZM100 196V195H99ZM177 196V195H176ZM179 196V195H178ZM128 197V196H127ZM132 197V196H131ZM170 197V196H169ZM175 197V196H174ZM181 197V198H182ZM246 197V198H247ZM255 197V195H254ZM257 197V196H256ZM126 198V196H125ZM178 198V200L175 201V203L173 204V206L171 205V209L172 212H169L168 214L163 211V209H161L162 206L159 205V203L155 202L156 198H149L146 197V206H148L150 209H152V213H150L151 215V220H149V224H145L142 227V232H146L149 233L148 230L151 232L149 234H161L162 236V240H159L157 242V245H155V243L150 242V245H147L146 247H143L146 250H149L148 248L151 246L153 249L159 248L161 250L167 248L166 246L168 245H172L175 242L181 241L182 244L186 247L190 248V251L192 252V255L190 256V260H188L186 258H183L182 256L179 255V259L181 261L182 264L185 263H189L190 264H231V261L234 259V257L237 258L238 255V251H232L229 248V250L220 248L217 250H215L216 252L214 254L215 257L212 258V255H206L205 260L204 261H200V253L198 251V248L202 247H207L205 244L203 245L202 242H199L195 237V235H193L194 231L190 230L188 231V233H186V237L185 239H182L181 237H178L177 233H179L180 231H184V226L186 225V208L185 206H187V201L186 199H181ZM190 198H193V200H189ZM194 198H196L197 200H195ZM263 198V199H262ZM154 199V200H153ZM175 199V198H174ZM177 199V198H176ZM201 199V201H200ZM209 199V198H208ZM132 200V199H131ZM167 200V199H165ZM195 200V201H194ZM253 200V199H252ZM122 201V200H121ZM173 201V200H172ZM209 201V200H208ZM258 201V200H257ZM260 201V200H259ZM133 202V201H132ZM136 202V201H135ZM139 202V201H138ZM142 202V201H141ZM252 202V201H251ZM261 202V201H260ZM264 203V202H263ZM124 204V203H122ZM139 204V203H138ZM142 204V203H141ZM140 204V205H141ZM161 204V203H160ZM211 204V203H210ZM227 204V203H226ZM132 206V205H131ZM136 206V205H135ZM165 206V205H164ZM210 206V205H208ZM167 207V206H166ZM135 208V207H134ZM143 208V207H142ZM177 208H181L184 209V212H177L176 209ZM209 208V207H208ZM144 209V208H143ZM148 209V208H147ZM120 212V213H121ZM141 212V211H140ZM147 212V210H146ZM131 213V211H130ZM134 213V212H133ZM136 213V212H135ZM139 213V212H138ZM186 213V214H185ZM141 214V213H140ZM132 215V214H131ZM134 215V214H133ZM144 215V212H143ZM146 215V214H145ZM161 216L163 217V219L161 218ZM189 216V215H188ZM136 217V216H134ZM167 217H171L170 222H165L164 219ZM233 218V217H232ZM144 219V218H143ZM168 219V220H169ZM190 219V218H189ZM142 220V219H141ZM231 220V218H230ZM189 221V220H188ZM196 220H193V222H195ZM145 223V222H144ZM191 222L189 221V224ZM196 223V222H195ZM140 224V223H139ZM142 224V223H141ZM194 225V224H193ZM197 225V224H196ZM175 228V229H174ZM198 228V227H197ZM148 229V230H147ZM195 230V228H194ZM157 233H156V232ZM197 231V230H196ZM167 232V233H165ZM206 235V234H205ZM197 236V235H196ZM211 236V235H210ZM213 236V235H212ZM206 237V236H205ZM216 237V236H215ZM258 237V238H257ZM256 238L258 239V243L260 245V238L259 236H257ZM193 238L195 239V243L194 246L192 247V240ZM203 238V237H202ZM213 238V237H212ZM262 238V237H261ZM200 239V238H199ZM220 239V238H219ZM206 240V239H205ZM164 245H162V243H164ZM171 242V243H170ZM207 242V241H206ZM210 242V241H209ZM215 242V241H214ZM220 242V240H219ZM202 243V244H201ZM224 243V242H223ZM211 244V243H210ZM216 244V243H215ZM212 245V244H211ZM217 245V244H216ZM215 245V246H216ZM220 245V244H219ZM222 245V244H221ZM229 245V244H228ZM165 247V248H164ZM262 247V246H261ZM141 248V247H140ZM205 248H203V251H205ZM214 248V247H213ZM134 249V248H133ZM135 249H137L135 247ZM211 250V247L209 248ZM157 250V249H156ZM202 250V249H201ZM129 251V250H128ZM140 251V250H138ZM160 251V250H159ZM207 251V250H206ZM201 252V251H200ZM209 252V251H208ZM209 254V253H208ZM139 255V254H138ZM200 255V256H199ZM140 256V255H139ZM203 256H205V254H203ZM202 257V256H201ZM204 258V257H203ZM248 258V257H247ZM218 259L220 260V262L218 261ZM250 259V258H249ZM236 260V259H235ZM206 261V263H204ZM171 262V261H170ZM219 262V263H218ZM234 264V263H233ZM246 264H259L256 260H246ZM264 264V263H263Z\"/></svg>",
  "mask_w": 264,
  "mask_h": 264
}]
</instances>
